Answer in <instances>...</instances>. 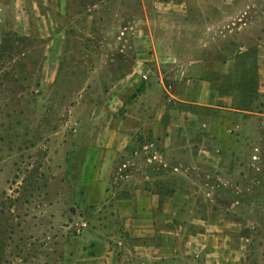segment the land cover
<instances>
[{
  "label": "rangeland",
  "instance_id": "374dc122",
  "mask_svg": "<svg viewBox=\"0 0 264 264\" xmlns=\"http://www.w3.org/2000/svg\"><path fill=\"white\" fill-rule=\"evenodd\" d=\"M145 1L0 0V264L108 253L128 264H264V116L230 136V115L171 97L198 59L246 45L249 64L221 89L238 84L264 113V0L187 13ZM92 144L113 164L99 182L106 200L85 207L69 159Z\"/></svg>",
  "mask_w": 264,
  "mask_h": 264
},
{
  "label": "crops",
  "instance_id": "0c3cea01",
  "mask_svg": "<svg viewBox=\"0 0 264 264\" xmlns=\"http://www.w3.org/2000/svg\"><path fill=\"white\" fill-rule=\"evenodd\" d=\"M208 4H207V2ZM146 1L141 0V4L145 6ZM154 6L159 12H179L187 13L188 9L192 6L203 7L202 5H212L216 7H249L252 6L251 0H152ZM206 7V6H205ZM223 20L233 19V21L243 18L246 23L249 22L247 15L229 17L228 15L220 16ZM218 18L217 22L222 19ZM202 21L205 23L212 22L208 16H203ZM247 25V24H246ZM248 46L239 45L235 47L230 54L225 55V51L221 50L220 55H215L212 58L198 59L196 61L197 76L190 78L185 76L181 79L180 95H173L174 99L181 103L196 107L200 110H212L214 113H224L230 115L233 120L232 129L229 130V135H234L235 129H241L242 123L238 121L245 120L251 121L258 116H264L263 113L252 110L250 103L251 100L246 102V97L249 93L245 94L241 89H237L238 84H232L228 90H222V82L227 80L231 75L237 74L240 70L244 71V67L249 64L248 62ZM255 62L258 72V90L263 93L261 86L264 80V38L258 41L255 51ZM211 76V78L209 77ZM220 76L221 81L218 83L216 77ZM228 86V85H227ZM246 95V96H245ZM252 95V94H251ZM245 96V97H243ZM250 98V96H249ZM248 98V99H249ZM188 115L184 116V120H188ZM119 138L121 140V147L119 151L126 152L132 148V134L128 131H119ZM167 139V135L165 136ZM97 144L85 147L83 149H75L70 155L69 171L70 181L76 191L80 192L79 203L81 206H94L106 200L107 190L105 185L102 186V177H107L112 167V158H106L105 152L99 149L102 155L98 154ZM92 168V171H91ZM103 168V169H102ZM93 171L94 174H93ZM104 173L107 175L104 176ZM98 244L93 246V251ZM98 259V260H97ZM90 262H81L80 264H128L125 261H117L111 253L101 261L98 254H93L89 257Z\"/></svg>",
  "mask_w": 264,
  "mask_h": 264
},
{
  "label": "trees",
  "instance_id": "16d2710c",
  "mask_svg": "<svg viewBox=\"0 0 264 264\" xmlns=\"http://www.w3.org/2000/svg\"><path fill=\"white\" fill-rule=\"evenodd\" d=\"M261 113V112H260ZM264 114V113H263Z\"/></svg>",
  "mask_w": 264,
  "mask_h": 264
}]
</instances>
